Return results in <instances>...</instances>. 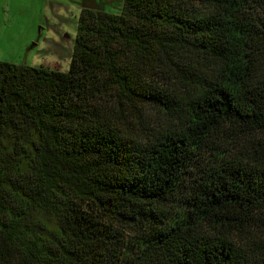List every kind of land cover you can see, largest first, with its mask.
<instances>
[{
    "label": "trees",
    "instance_id": "obj_1",
    "mask_svg": "<svg viewBox=\"0 0 264 264\" xmlns=\"http://www.w3.org/2000/svg\"><path fill=\"white\" fill-rule=\"evenodd\" d=\"M0 264H264V0L85 7L67 73L0 62Z\"/></svg>",
    "mask_w": 264,
    "mask_h": 264
},
{
    "label": "rangeland",
    "instance_id": "obj_2",
    "mask_svg": "<svg viewBox=\"0 0 264 264\" xmlns=\"http://www.w3.org/2000/svg\"><path fill=\"white\" fill-rule=\"evenodd\" d=\"M123 0H0V62L67 73L81 10L119 14Z\"/></svg>",
    "mask_w": 264,
    "mask_h": 264
}]
</instances>
